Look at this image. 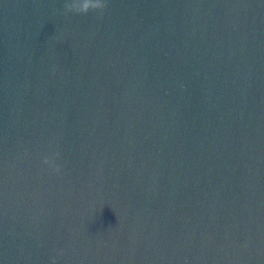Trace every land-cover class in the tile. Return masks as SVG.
Here are the masks:
<instances>
[{
	"label": "water",
	"instance_id": "water-1",
	"mask_svg": "<svg viewBox=\"0 0 264 264\" xmlns=\"http://www.w3.org/2000/svg\"><path fill=\"white\" fill-rule=\"evenodd\" d=\"M66 2L0 0V172L113 264H264V0Z\"/></svg>",
	"mask_w": 264,
	"mask_h": 264
},
{
	"label": "clouds",
	"instance_id": "clouds-1",
	"mask_svg": "<svg viewBox=\"0 0 264 264\" xmlns=\"http://www.w3.org/2000/svg\"><path fill=\"white\" fill-rule=\"evenodd\" d=\"M105 0H69L64 4L65 13H75L78 15H86L89 12L102 13L106 8ZM58 153H54L52 156L58 157ZM43 163H48V157L43 159ZM53 172H60V168L57 166L52 170ZM62 251L58 255H62ZM52 264H55V259L52 260Z\"/></svg>",
	"mask_w": 264,
	"mask_h": 264
}]
</instances>
